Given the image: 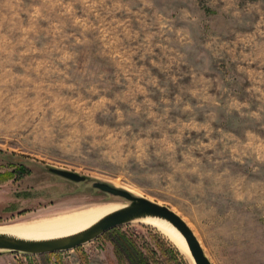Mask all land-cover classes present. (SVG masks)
I'll use <instances>...</instances> for the list:
<instances>
[{"label": "rangeland", "instance_id": "obj_1", "mask_svg": "<svg viewBox=\"0 0 264 264\" xmlns=\"http://www.w3.org/2000/svg\"><path fill=\"white\" fill-rule=\"evenodd\" d=\"M49 167L169 206L212 264H264V0H0V227L108 197ZM0 258L192 264L142 220Z\"/></svg>", "mask_w": 264, "mask_h": 264}, {"label": "water", "instance_id": "obj_2", "mask_svg": "<svg viewBox=\"0 0 264 264\" xmlns=\"http://www.w3.org/2000/svg\"><path fill=\"white\" fill-rule=\"evenodd\" d=\"M48 170L73 182H89L92 187L106 193L108 199L99 201L98 203L114 201L113 198H119L125 201V203L122 207L104 215L86 229L64 237L34 240L0 233V251L40 254L67 250L92 240L115 226L139 218L153 217L165 220L181 234L194 264H212L188 223L169 206L145 196L137 195L128 189L109 182L88 178L75 171L58 167H49Z\"/></svg>", "mask_w": 264, "mask_h": 264}, {"label": "bare ground", "instance_id": "obj_3", "mask_svg": "<svg viewBox=\"0 0 264 264\" xmlns=\"http://www.w3.org/2000/svg\"><path fill=\"white\" fill-rule=\"evenodd\" d=\"M128 190L135 193L131 189ZM123 205V202L116 200L98 203L69 213L8 224L0 227V233L34 240L64 237L86 229L104 215L122 207ZM135 220H142L146 223H151L157 226L158 229L167 236L193 264V259L189 253L184 238L172 225L165 220L153 217H145Z\"/></svg>", "mask_w": 264, "mask_h": 264}, {"label": "trees", "instance_id": "obj_4", "mask_svg": "<svg viewBox=\"0 0 264 264\" xmlns=\"http://www.w3.org/2000/svg\"><path fill=\"white\" fill-rule=\"evenodd\" d=\"M125 241H126V242H125ZM124 243H125L127 246H126ZM127 243H128V242H127V240L125 239L124 242H123V244H122L121 246H122L124 249H128V248H130L129 245H128ZM133 256H134V255H133L132 253H130V257H129V258H130V259H133Z\"/></svg>", "mask_w": 264, "mask_h": 264}, {"label": "crops", "instance_id": "obj_5", "mask_svg": "<svg viewBox=\"0 0 264 264\" xmlns=\"http://www.w3.org/2000/svg\"><path fill=\"white\" fill-rule=\"evenodd\" d=\"M6 262H7L6 259H4V258H0V263H1V264H6Z\"/></svg>", "mask_w": 264, "mask_h": 264}, {"label": "flooded vegetation", "instance_id": "obj_6", "mask_svg": "<svg viewBox=\"0 0 264 264\" xmlns=\"http://www.w3.org/2000/svg\"><path fill=\"white\" fill-rule=\"evenodd\" d=\"M102 199H104V200H105V199H108V197H103Z\"/></svg>", "mask_w": 264, "mask_h": 264}]
</instances>
